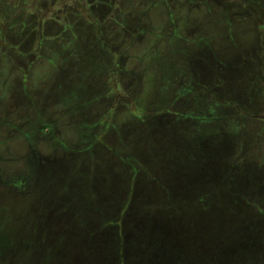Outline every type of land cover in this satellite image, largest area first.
Returning a JSON list of instances; mask_svg holds the SVG:
<instances>
[{
  "label": "rangeland",
  "instance_id": "obj_1",
  "mask_svg": "<svg viewBox=\"0 0 264 264\" xmlns=\"http://www.w3.org/2000/svg\"><path fill=\"white\" fill-rule=\"evenodd\" d=\"M222 62L249 84L250 100H264V0H0V264H84L82 244L93 233L112 235L116 260L135 255L129 243L145 225L137 220H147L146 208L168 217L167 201L148 174L127 176L117 163L148 150L133 138L142 123L186 110L187 99L176 97L184 89L209 94L205 80ZM230 96L249 106L248 94ZM248 133L262 136L245 132L238 143L247 145ZM181 150L154 162L174 187L181 177L167 174L183 171L179 164L202 170L197 148ZM187 213L178 211L190 220ZM235 230L212 225L201 241L189 225L193 257L159 256L157 264H234L219 253ZM200 241L210 248L204 254Z\"/></svg>",
  "mask_w": 264,
  "mask_h": 264
},
{
  "label": "trees",
  "instance_id": "obj_2",
  "mask_svg": "<svg viewBox=\"0 0 264 264\" xmlns=\"http://www.w3.org/2000/svg\"><path fill=\"white\" fill-rule=\"evenodd\" d=\"M222 64V66L217 65V68L211 67L212 73L214 70L213 79L205 80L206 90L208 92L211 90L209 94L202 96L192 90L184 89L182 94L176 97L187 99V103H184L186 110L172 113L174 117L169 121L159 119L161 122L155 126L142 123L140 128L135 129L133 138L136 139L134 140L136 146L148 150L139 155H126L117 163L123 165L125 171L127 170V176L148 174L153 187L164 191L161 196L167 201L165 214H169L168 217L157 214V210L149 211L146 208V214L143 215L147 220L142 216L137 220L144 221L145 225H138L136 240L129 243V245L134 244L135 255L120 254L117 260V242L112 235L103 236L104 242L99 239V233L91 234L88 241L84 240L85 243L82 244L81 255L84 264H157L159 256L169 259L180 255L190 257L192 254L187 251L190 248L186 242L189 225L200 232L201 241H204L208 227L212 225L235 226L236 232L232 233L234 239L226 243L229 244L220 251L219 255L223 258L225 253L231 254L234 264H264V254L257 256L264 248V100L259 96L255 101L250 100L252 90L249 84L241 83L242 79L233 80L234 69L228 67L226 62ZM250 74V70L246 69L243 78L247 79ZM218 79H221V83H218ZM260 81L259 86L264 91V79ZM185 83L187 82L180 83L175 90ZM190 86L193 88V84ZM225 91L228 97H224ZM234 91L248 94L247 108L244 101L238 103L237 100H232L230 94ZM220 94L221 97L223 96L221 99L217 98ZM189 105H195L196 108L190 110ZM226 108L233 109L231 116L224 114ZM165 112L167 111L158 112L159 118ZM251 126L252 130L248 131ZM251 131L261 133L262 136L256 139L248 133L247 145H243L242 141L238 143V138L244 137L241 134ZM180 148L183 150L197 148L201 153L198 159L202 164V170L189 172V168L179 164L178 168H182L184 173L176 169L167 174L181 177L182 182L175 183L177 185L174 187L168 179L163 178V171L162 175L154 172L156 165L154 162L160 158H162L161 163L169 159L165 150L178 152ZM183 150L181 151L184 152ZM144 197L146 198L145 192L137 197L141 207L147 206L141 203L147 201ZM179 210L187 211L186 215H189L190 220L180 217ZM111 226L121 228L122 222H116ZM163 226L167 229L165 230ZM148 227L149 229L146 230ZM146 231L149 232L150 241L148 244L140 245L138 241H143L141 237ZM209 238L208 236V242ZM201 241L198 251L204 254L205 250L210 248ZM113 243L115 245L111 246ZM122 244L121 240L118 245L121 247ZM139 248L143 250L140 255L137 251ZM246 249L252 255L251 260L247 259V262L244 258L249 253L244 258L241 257ZM50 250L49 257L52 259L54 248ZM194 256L201 258V255L194 254ZM123 259H127V262Z\"/></svg>",
  "mask_w": 264,
  "mask_h": 264
},
{
  "label": "flooded vegetation",
  "instance_id": "obj_3",
  "mask_svg": "<svg viewBox=\"0 0 264 264\" xmlns=\"http://www.w3.org/2000/svg\"><path fill=\"white\" fill-rule=\"evenodd\" d=\"M175 88H177V86L175 85Z\"/></svg>",
  "mask_w": 264,
  "mask_h": 264
}]
</instances>
